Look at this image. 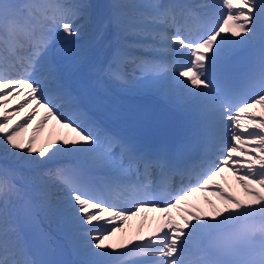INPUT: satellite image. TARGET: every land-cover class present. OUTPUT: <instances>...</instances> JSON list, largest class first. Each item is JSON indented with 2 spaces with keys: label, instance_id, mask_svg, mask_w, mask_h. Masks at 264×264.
<instances>
[{
  "label": "snow or ice",
  "instance_id": "1",
  "mask_svg": "<svg viewBox=\"0 0 264 264\" xmlns=\"http://www.w3.org/2000/svg\"><path fill=\"white\" fill-rule=\"evenodd\" d=\"M99 8L0 0V264H264V46L229 63L264 35V0H113L94 22ZM121 97L154 101L170 139ZM50 123L66 132L43 138ZM225 170L243 198L217 182ZM127 185L130 207L104 198ZM196 193L218 203L189 205ZM149 210L162 219L147 235L105 243Z\"/></svg>",
  "mask_w": 264,
  "mask_h": 264
},
{
  "label": "bare ground",
  "instance_id": "2",
  "mask_svg": "<svg viewBox=\"0 0 264 264\" xmlns=\"http://www.w3.org/2000/svg\"><path fill=\"white\" fill-rule=\"evenodd\" d=\"M194 1L197 2L198 0H194ZM143 2L150 3L148 0H143ZM156 3H163V4H166L167 3L168 4V3H175V2L173 0H157ZM63 131H66V130H63ZM155 212H157V211H155ZM128 222H129V220H127V221L124 222V227L127 225ZM128 237H129L128 235H124L123 237H119L118 234H117V232H116L108 240H111V242H113V243L120 244L121 242H125L126 243Z\"/></svg>",
  "mask_w": 264,
  "mask_h": 264
},
{
  "label": "rangeland",
  "instance_id": "3",
  "mask_svg": "<svg viewBox=\"0 0 264 264\" xmlns=\"http://www.w3.org/2000/svg\"><path fill=\"white\" fill-rule=\"evenodd\" d=\"M52 194H53V193H52ZM54 194H55V193H54ZM56 194H59V193L56 192ZM57 196H58V195H57ZM52 200H53V202L55 201L54 199H52Z\"/></svg>",
  "mask_w": 264,
  "mask_h": 264
}]
</instances>
